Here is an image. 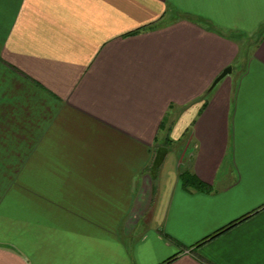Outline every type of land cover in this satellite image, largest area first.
I'll return each instance as SVG.
<instances>
[{
	"label": "crops",
	"instance_id": "0c3cea01",
	"mask_svg": "<svg viewBox=\"0 0 264 264\" xmlns=\"http://www.w3.org/2000/svg\"><path fill=\"white\" fill-rule=\"evenodd\" d=\"M0 264H264V0H0Z\"/></svg>",
	"mask_w": 264,
	"mask_h": 264
},
{
	"label": "water",
	"instance_id": "95a60500",
	"mask_svg": "<svg viewBox=\"0 0 264 264\" xmlns=\"http://www.w3.org/2000/svg\"><path fill=\"white\" fill-rule=\"evenodd\" d=\"M230 72H231L230 67H227L226 69H224L222 73L218 77H216V79L213 81V83L211 84V87H213L217 82H219L223 77H225Z\"/></svg>",
	"mask_w": 264,
	"mask_h": 264
},
{
	"label": "trees",
	"instance_id": "16d2710c",
	"mask_svg": "<svg viewBox=\"0 0 264 264\" xmlns=\"http://www.w3.org/2000/svg\"><path fill=\"white\" fill-rule=\"evenodd\" d=\"M196 185L201 186L202 184H201L200 182L196 181ZM224 230H225V229H224ZM224 230H223V231H224ZM221 233H222V231H221ZM218 234H220V233H218ZM218 234H217V235H218ZM217 235H214L213 237H215V236H217ZM213 237H211V238H213Z\"/></svg>",
	"mask_w": 264,
	"mask_h": 264
}]
</instances>
